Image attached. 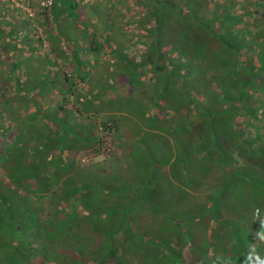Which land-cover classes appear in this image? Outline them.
I'll return each instance as SVG.
<instances>
[{"label":"rangeland","instance_id":"rangeland-1","mask_svg":"<svg viewBox=\"0 0 264 264\" xmlns=\"http://www.w3.org/2000/svg\"><path fill=\"white\" fill-rule=\"evenodd\" d=\"M28 1L32 6L0 0V20L13 25L17 36L25 31L33 46L13 56L0 37V264H253L257 255L264 258V157L250 161L259 142L248 149L246 143L247 134L260 131L263 137L264 120L247 127L242 116L221 114L211 121L218 109L210 105L215 94L219 106L233 102L237 108L238 101L251 98L256 105L264 90L253 82L240 85V67L234 73L226 68L233 62L229 57L225 70L210 62L214 72L209 71L205 59L219 62L221 55H212L203 43L198 55L178 56L177 76L169 74L170 65L159 74L150 70L161 57L154 60L152 53L150 63L142 59L147 46L135 36L144 32L123 23L115 13L123 6L116 1L112 10L103 8L104 0H77V20L61 15L55 30L47 25L50 18L38 21L39 0ZM213 1L201 9L203 18L224 30L231 16L220 13L224 3ZM226 3L239 19L238 28L253 21L245 8H264L263 0ZM26 8L34 15L28 17ZM103 20L112 41L136 66L124 56L116 61L105 48L84 50L92 30L87 29L89 38L83 36L81 22L101 33ZM178 24L170 19L163 25L168 37L161 39L163 47L178 43L183 31L188 33L183 42L193 37L189 30H177ZM157 43L153 38L154 50ZM196 46H188L186 55ZM74 51L90 75L77 84V101L75 94L59 90L63 73L73 67ZM17 60L22 61L12 67ZM124 62L131 67L127 73ZM47 71L53 78L42 88L21 86ZM256 77L264 84V75ZM33 103L41 109L36 115ZM203 121L228 154L218 158L217 152L214 159ZM238 133L246 146L237 141ZM17 154L21 163L15 165ZM230 156L234 160L225 169L222 160ZM25 172L37 173V183Z\"/></svg>","mask_w":264,"mask_h":264},{"label":"trees","instance_id":"trees-1","mask_svg":"<svg viewBox=\"0 0 264 264\" xmlns=\"http://www.w3.org/2000/svg\"><path fill=\"white\" fill-rule=\"evenodd\" d=\"M23 1L26 3V5L30 4L28 0H23ZM76 1L77 0H53L52 4L49 7H40V9L35 11V14L37 13V18H39L38 21L44 24L47 22L50 16L51 22L50 23L48 22L47 25L51 29L55 30L56 26L58 25V19H59L58 14L60 13V11H64L68 16L77 20V17L79 15L78 14L79 8L77 7L78 5ZM104 1H105V6L103 3L104 9L113 10L114 2L116 1L120 3L121 6H123V10L115 9V13H117V16L120 18H124L123 23L126 26L136 28L138 29V32L140 29L142 30V32H144L143 33L144 35L135 36V39L137 42L141 41V43L144 46H147V50L145 54H142L144 55L142 59L146 60V63H148V61L149 63L153 61V59L150 58L149 54L154 53L152 54L153 56H155L154 60L158 59V57H161V63L157 61L158 63L153 65V67H151L149 64L150 70L154 69L159 74L160 69L166 70L168 65H170V68L168 69H170L171 73L169 74H171V76L172 75L177 76L178 73H180L181 71L180 67H182L180 64L178 65L179 63L178 56L181 55L182 57H191L193 55H198L199 52L204 49L203 48L204 46L205 50L209 51V53H211L212 55H215V54L221 55L219 62L215 61V57H210L209 59H205L206 68L209 69V71L214 72V70H212V67L208 66V63L210 62L215 64L217 68L221 66L223 70H225L226 68H229V70L232 73L237 71V69L240 67V69L238 70V75L242 79L240 85H248L250 84V82H253V87H255V89H258V91L260 92L264 90V84L262 82L260 81L257 82L256 80L255 81L253 80L256 76L264 75V8L256 9L254 8V6H252L256 4H252L251 5L252 7L245 8L244 13L246 14L249 13L248 17L250 18L252 16L253 21L251 25H245L244 27L238 28L237 24L239 22V19L236 17V14L234 13L230 15L228 11L230 7L228 6V3H226L227 0H214V1L213 0H104ZM209 1H213L216 5L224 3L225 6L219 9L220 13L224 11L225 14L231 16L230 19H225L224 23L227 22L228 25H225L226 28L224 27V30H222L221 26H218L217 29L213 28V26L209 24V21L203 18L204 10H201V9H205L206 6L211 3ZM221 1L223 2L221 3ZM191 4L196 6L197 9H191L190 8ZM0 6H2V4H0ZM29 6H32V5H29ZM127 15L130 16L129 19L127 18L128 17ZM214 18L215 17H210V21L214 20ZM170 19H174L179 22L177 30H180V31L189 30L190 34L192 33L191 35L193 37L183 42L184 39L186 40L188 37V33L187 35H185V33L183 34L184 32L183 31L182 33H180L181 39L179 40V42L173 43V45L167 49L165 46L163 47L162 45L163 41L161 39L164 38L165 42L168 39L167 35H165L162 28H163V25L166 24ZM2 21L3 20H0V37L3 36L5 38V40L3 41L4 44H2L4 47L2 48H7L10 54L13 56L16 53H20L21 55L22 53L26 52L27 49L29 50L33 49V46L27 43L29 42V39L27 38V33L25 31L22 33H19V35L17 36L15 35L17 34L15 31V27H13V25L6 23L7 26H11V29H9V27L5 29L6 24H4L5 22H2ZM81 25L83 28L82 34L85 37H88L87 29L92 30L90 33V38L88 37L89 38L88 43L84 47L85 51L95 53V52H98V50L105 48L104 54L113 55L116 61H124L122 59V56H124V54L117 47V44H116L117 42L112 41L111 39V35L109 32L111 31V29H109L110 28L109 23L106 20H103L101 22V29L103 31L101 33L96 32V30L94 31L93 24L81 22ZM13 34H14V37H13ZM53 36L55 38L58 37L55 34ZM153 38L155 42H158L155 46V50L152 47ZM193 43L197 45L196 46L197 49L193 52V54L186 55L187 47L191 46ZM202 43H203V46L201 45ZM23 49L25 50L24 52H23ZM171 51L174 53V55L176 54L175 57L173 54L171 56ZM77 52L78 51L73 52L74 64H73V67L70 68L71 72L63 73V76L61 78V83H62L61 86L62 88L67 89L70 92V94H75V96L78 97L77 99H79L80 97L78 95V91L74 92V90H76L78 83L83 84L86 81H88L90 79V75L87 72V70H85L81 66L82 62L79 60V56ZM206 52H202V53L205 54ZM168 53L170 54H169L167 61L165 62L163 57L168 56ZM226 57H229V63L233 61L231 64L232 66L230 65L231 67L230 66L226 67V65L228 64V61L225 60ZM238 57L240 58V62L236 63V59ZM124 59L128 60L130 63L134 62L133 63L134 66H136L137 64L131 58V56H129V58L128 57L126 58L124 56ZM101 60L103 59L100 58V60H97V57H95L96 62L101 61ZM21 61L22 60H17L15 63H12L11 66L16 67L17 65H19L18 63H20ZM87 62H89L88 59H87ZM218 64H220V66ZM123 65L128 68V70L124 72L125 73L129 72L131 67L127 65L125 62L123 63ZM232 67H235V69ZM222 69H220L219 72H221ZM161 76L164 77L165 79L167 77V74L163 73ZM6 78L7 79L12 78V74L10 72L7 73ZM50 78H53V74L47 71L46 74L41 75L39 79L35 81V83L31 84V83L23 82L21 86L22 87H32V88L34 87L42 88L45 84L48 83V79ZM15 80L17 82L16 78ZM166 82L175 83L173 88H177L178 83H176L174 80L170 82L168 78L166 79ZM231 86L233 89L234 84L232 83ZM228 87L227 89H229ZM212 89L215 90L216 88L212 86ZM227 91L231 92V90H227ZM214 92L217 93V90ZM34 95L35 93L32 94V97ZM30 100L32 102H35L34 99H30ZM218 101L219 99L217 95L215 94V99H212L210 105L211 107L217 108L218 111L217 113H214L215 116L211 118V121L214 120L216 116L221 115V114H225L224 117H230V118L232 116L237 117L240 115L245 119L244 124L247 127L255 125V123H259L261 120H264V98L263 97H260L258 99L259 103L256 105H253L252 98L250 99V101L249 99L247 100L242 99V101H238L237 108L231 107L233 102H225V105L219 106V104L217 105ZM61 103H62V100L58 104L60 105ZM255 103L256 102H254V104ZM155 107H156V111H158L159 106H155ZM240 107H242L243 109H241ZM255 108L256 110L259 109L260 113H256ZM37 110L38 109L33 111L34 115L38 113ZM160 110H163V109L160 108ZM204 122L205 121L201 123L202 124L201 129L202 127L207 129V132L209 134V139L212 141L211 143V145L213 146L212 149L213 151L215 150V153L213 154L214 159H216L217 152H219L218 158L221 157V154H228V152L224 148H222L220 145H217L214 142L215 133L212 130V125L211 124L208 125L211 127L209 130L208 128L204 126ZM228 129L229 127H227V130ZM259 132L260 131H256L252 137L249 134L246 135V136H249V141L246 142L247 149L250 148V146H252L256 142H259L258 143L259 147L254 149V151L249 152L250 155L248 156V159H250V161L252 160L253 162H256L257 159H260L261 161L262 160L261 157H264V135L261 138V134ZM201 133H202V130L199 131L198 136ZM237 141L242 143L244 146H246L245 142H243L240 139L239 133L237 136ZM0 149H1L0 153L4 152L3 151L4 148L1 145H0ZM16 157L17 158L13 160V163L15 162V165L17 162L21 163V155L17 154ZM185 158L187 159V157ZM232 158L233 157L230 156L228 160L223 159L222 167L225 168V165L230 163L229 161L234 160ZM184 163L185 162H183V166H184ZM261 165L264 168V163H261ZM7 170H9V168ZM26 174H28V176L30 177L31 176L34 177L35 179L33 178V180L37 183L38 181L37 173L34 174L31 172L29 173L27 172ZM256 174L259 175V173H256ZM261 238L264 239V237H261ZM111 256L112 254L108 253L106 254L105 258L108 259Z\"/></svg>","mask_w":264,"mask_h":264},{"label":"crops","instance_id":"crops-1","mask_svg":"<svg viewBox=\"0 0 264 264\" xmlns=\"http://www.w3.org/2000/svg\"><path fill=\"white\" fill-rule=\"evenodd\" d=\"M263 5H264V0H263ZM61 15H67L64 11H60V13L58 14V18L61 16ZM49 18L51 19V17L49 16ZM24 47V46H23ZM25 50L23 49V52H24ZM35 90H36V87L34 88ZM65 88H60L59 90H60V92H61V94L62 93H64L65 95H66V93H70L67 89H65ZM80 89V87H77L76 88V90H74V92L76 91H78ZM84 90V89H83ZM22 91H24V90H22ZM21 91V92H22ZM44 91H46V89H44ZM64 91V92H63ZM78 99L77 98H75V101H77ZM61 102V100L58 102V103H60ZM35 106V108H34V106ZM36 109H40V108H38V103L36 104V103H33L32 104V111H31V114H33L34 112L33 111H35ZM41 110V109H40ZM35 118H37V117H35ZM80 145V144H79ZM83 145H85V144H83ZM97 202V201H96Z\"/></svg>","mask_w":264,"mask_h":264},{"label":"built area","instance_id":"built-area-1","mask_svg":"<svg viewBox=\"0 0 264 264\" xmlns=\"http://www.w3.org/2000/svg\"><path fill=\"white\" fill-rule=\"evenodd\" d=\"M52 2H53V0H39L38 1V5L40 6V7H49L51 4H52ZM25 14L28 16V17H31V16H33L34 14H33V11L31 10V8H26V10H25ZM41 46H43V47H46L47 46V43L44 41V40H42L41 41Z\"/></svg>","mask_w":264,"mask_h":264},{"label":"clouds","instance_id":"clouds-1","mask_svg":"<svg viewBox=\"0 0 264 264\" xmlns=\"http://www.w3.org/2000/svg\"><path fill=\"white\" fill-rule=\"evenodd\" d=\"M253 264H264V258L257 255V260Z\"/></svg>","mask_w":264,"mask_h":264}]
</instances>
